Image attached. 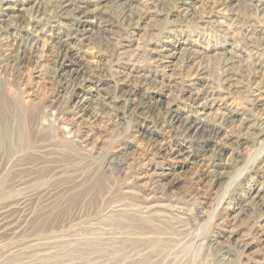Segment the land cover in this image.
Instances as JSON below:
<instances>
[{
	"label": "rangeland",
	"instance_id": "rangeland-1",
	"mask_svg": "<svg viewBox=\"0 0 264 264\" xmlns=\"http://www.w3.org/2000/svg\"><path fill=\"white\" fill-rule=\"evenodd\" d=\"M60 1L0 0V264H264V0Z\"/></svg>",
	"mask_w": 264,
	"mask_h": 264
},
{
	"label": "bare ground",
	"instance_id": "bare-ground-1",
	"mask_svg": "<svg viewBox=\"0 0 264 264\" xmlns=\"http://www.w3.org/2000/svg\"><path fill=\"white\" fill-rule=\"evenodd\" d=\"M105 1L106 0H94V2H90V0H66L64 2V0H61L59 4L57 5V8H58V13H59L60 11L63 12L70 6H74L76 7L74 9L75 11H78L79 14H82L86 16L87 18H90L92 14H97L96 10H89L91 5L93 4L98 7L99 5H102ZM34 27L35 26H32V29H25L24 30L25 35L33 36L32 34L34 33ZM76 35H80L83 39H87L86 31L81 33L78 30H76ZM57 41L58 42H57V53L55 57V63L58 64V68L55 70V74L60 80L64 79L65 81L68 80V82L74 81V82H77L78 86H80L78 90L77 88H72V90H74L75 92L78 91L75 95L73 93V96H74L73 99L74 100L76 99L75 100L76 102L74 104L75 105L74 109L76 112L75 111L74 112L78 115L79 114L82 115L86 112L88 103L90 101L99 103V101H95L92 95H93V92L97 91L100 84L93 86L91 83V80L85 77V70L82 68L76 69L73 66H71L72 68L70 70H64V69H67L69 65H71V63H69L70 61H74L77 63L76 59L78 58V56H77V53L74 47L71 46V43L69 42L68 39H62L61 37H58ZM192 100L195 103L205 101L198 105V108H201V107L203 108L209 101L215 102L214 100L216 99L214 98V91L207 92L205 90H198L196 93H194ZM9 130L6 127L1 128L0 126V150L2 148L10 147L9 142H11V137L13 136L14 131L13 133H11ZM16 131H18L17 132V137H18L21 132L19 130H16ZM206 131H208V127L203 122L190 121V123L187 126L186 132L198 134V133H206ZM215 158L216 157L212 156V159H215ZM261 165L264 168V160L262 161ZM8 221H9L8 216L4 215V212L3 213L1 212L0 213V231H4L7 229L8 224H10Z\"/></svg>",
	"mask_w": 264,
	"mask_h": 264
}]
</instances>
